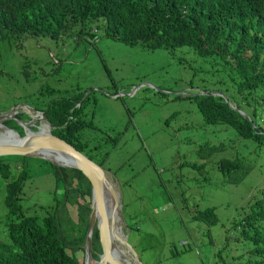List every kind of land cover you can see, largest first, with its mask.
<instances>
[{"label":"rangeland","instance_id":"374dc122","mask_svg":"<svg viewBox=\"0 0 264 264\" xmlns=\"http://www.w3.org/2000/svg\"><path fill=\"white\" fill-rule=\"evenodd\" d=\"M90 23L93 37L77 35L76 25L55 38L0 28V112L13 105L18 111L24 103L41 106L47 96L84 90L95 102L93 109L91 102L86 106L94 127L80 130L83 152L108 170L109 179L118 180V228L139 260L251 264L258 255L238 237L233 222L264 195V143L238 135L227 123L205 122L189 97L206 91L223 96L228 83L222 59L199 55L187 45L167 50L126 44ZM18 114L28 119L27 113ZM260 114L264 120V109ZM6 119L22 128L16 117ZM220 143L209 154L199 153ZM234 157L249 168L231 182L218 161ZM40 158L8 155L11 174L17 172L15 162L28 170L19 200L27 213L59 195ZM5 182L0 176L1 240L8 239L6 223L13 217L3 200ZM210 206L217 220L206 224L194 210Z\"/></svg>","mask_w":264,"mask_h":264},{"label":"trees","instance_id":"16d2710c","mask_svg":"<svg viewBox=\"0 0 264 264\" xmlns=\"http://www.w3.org/2000/svg\"><path fill=\"white\" fill-rule=\"evenodd\" d=\"M93 21L99 23L105 36L126 44L167 50L187 45L199 55L222 59L228 85L221 92L232 105L210 91L194 92L189 97L205 122L227 123L238 135L264 143V126L260 124L264 109V91L260 90L264 88V0H0V28L14 33L55 38L76 25L77 35L93 37ZM83 92L47 96L41 106H36L52 125L51 132L81 151L84 145L79 139L80 130L94 127L86 106L91 102L93 109L95 102ZM3 123L22 133L8 119ZM204 147L199 153L209 154L222 144ZM8 155L16 154L0 155V176L6 180L4 204L13 217L6 223L8 239H0V264H83L88 179L75 167L40 158L52 173L53 192L59 195H54L52 203L40 204L37 210L27 213L19 200L28 170L15 162L17 172L11 174ZM218 166L231 182L238 181L249 168L240 157L221 158ZM194 211L196 218L206 224L217 220L212 206ZM233 223L238 227V237L249 241V251L258 255L250 263L264 264V195ZM99 252L97 229L93 226L90 264H95L92 260Z\"/></svg>","mask_w":264,"mask_h":264},{"label":"water","instance_id":"95a60500","mask_svg":"<svg viewBox=\"0 0 264 264\" xmlns=\"http://www.w3.org/2000/svg\"><path fill=\"white\" fill-rule=\"evenodd\" d=\"M229 105L231 102L227 100ZM25 104V103H24ZM13 105L5 112H0V125L15 132V136L6 133L0 136V155L7 154H27L39 156L57 165L75 167L79 169L90 184L89 213L87 227L84 238V258L83 264H90L91 260V233L93 226L97 229V236L100 245V252L96 259V264H143L134 248L126 241L125 236H120L113 227V215L104 208L103 189L108 188L114 198L113 206H116L117 219L121 218L120 195L118 180L108 178V170L100 163L90 158L83 151L77 149L65 139L51 132L52 125L44 116L43 111H38L39 118L23 120L14 110ZM25 106H29L25 104ZM243 115L246 113L238 109ZM14 116L22 126V133L3 123V119ZM42 122V125L41 124ZM44 124V125H43ZM34 125L35 128L30 126ZM1 130L0 132H2ZM49 151L63 152L68 156V163H62L48 156ZM116 241L123 249L130 253V257H121L113 252L112 242Z\"/></svg>","mask_w":264,"mask_h":264},{"label":"bare ground","instance_id":"6f19581e","mask_svg":"<svg viewBox=\"0 0 264 264\" xmlns=\"http://www.w3.org/2000/svg\"><path fill=\"white\" fill-rule=\"evenodd\" d=\"M25 108H27V107H25ZM42 122L43 121H41L40 125H42ZM0 129L3 130L2 132H0V136L5 135L6 133H10L11 136L16 135L14 131L7 129V128H4L2 125H0ZM48 156L52 159L59 161V162L68 163V156L66 154H64L63 152L49 151ZM113 200H114V198H113L110 190L108 188L104 187V189H103L104 208L108 213L113 215V227H115L116 231L120 234V236L123 237L121 229L118 228V221L120 219L119 220L117 219L116 206H113ZM111 249H113V252L116 253L118 256H121L124 258L128 257L127 254L125 253L126 251H124L123 247L120 244L118 245V243L116 241L112 242ZM119 253H121V254H119Z\"/></svg>","mask_w":264,"mask_h":264},{"label":"flooded vegetation","instance_id":"af4514ba","mask_svg":"<svg viewBox=\"0 0 264 264\" xmlns=\"http://www.w3.org/2000/svg\"><path fill=\"white\" fill-rule=\"evenodd\" d=\"M24 106H25V104H23ZM12 107V106H11ZM25 107H27V108H25L24 109V107H22L20 110H18V111H16L15 109V113L17 114V115H19L18 114V112H25V113H27L29 116H28V119L29 118H31V119H35V118H39L40 117V114L38 113V111H43V110H39V109H37L36 107H33V106H25ZM32 110V111H31ZM5 111H7V110H5ZM44 113V112H43ZM20 116V115H19ZM27 119V120H28ZM24 120V119H23ZM31 128H35V126L34 125H32V126H30Z\"/></svg>","mask_w":264,"mask_h":264},{"label":"clouds","instance_id":"9594fccd","mask_svg":"<svg viewBox=\"0 0 264 264\" xmlns=\"http://www.w3.org/2000/svg\"><path fill=\"white\" fill-rule=\"evenodd\" d=\"M223 97H224V94H223ZM224 99H226L225 97H224ZM227 100V99H226ZM230 102V101H229ZM260 124L262 125V126H264V120H260ZM262 191V193L264 194V192H263V190H261Z\"/></svg>","mask_w":264,"mask_h":264}]
</instances>
